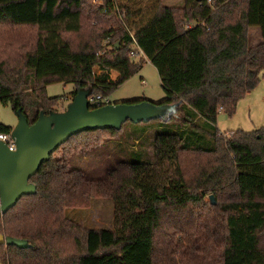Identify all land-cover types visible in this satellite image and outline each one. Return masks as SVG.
Returning a JSON list of instances; mask_svg holds the SVG:
<instances>
[{"label": "trees", "instance_id": "trees-1", "mask_svg": "<svg viewBox=\"0 0 264 264\" xmlns=\"http://www.w3.org/2000/svg\"><path fill=\"white\" fill-rule=\"evenodd\" d=\"M92 1L0 0V102L32 124L59 111L62 97H48V85L73 83L71 99L78 87L108 96L145 58L166 94L160 103L176 104V115L157 120L153 161L122 160L100 179L55 153L81 134L116 131L70 137L29 179L36 192L1 216L0 232L29 246L0 245V262L264 264V126L229 136L216 128L218 113L233 115L260 81L264 0ZM250 27L262 38L253 46ZM132 47L143 56L130 58ZM11 128L0 124V132ZM209 194L220 219L193 213ZM93 197L112 201L111 228L66 217Z\"/></svg>", "mask_w": 264, "mask_h": 264}, {"label": "rangeland", "instance_id": "rangeland-1", "mask_svg": "<svg viewBox=\"0 0 264 264\" xmlns=\"http://www.w3.org/2000/svg\"><path fill=\"white\" fill-rule=\"evenodd\" d=\"M161 1L164 5L181 6V0ZM92 2L93 5L99 4L97 0ZM255 34L257 32L252 31L251 37ZM108 48L110 47L108 46ZM142 59L144 61L141 69L108 94L110 103L133 99L159 102L166 98L156 69L147 59ZM94 71L98 72L97 69ZM74 89L75 86L71 82H55L46 87V95L48 97L61 96L56 109L63 111L70 102L68 97ZM16 122V114L10 105L0 102V124L13 127ZM159 124L157 120L138 124L126 122L120 131L114 133L109 131L84 133L64 144L55 154L58 156L67 154L70 168L82 171L88 178L100 179L104 177L106 171L122 160L153 161L152 144ZM261 126H264V69L257 86L237 102L234 114L229 116L221 111L216 120V128L226 136L231 135L230 132L253 131ZM193 143L195 147H209L211 141L207 139L205 142L199 140L196 142L193 139ZM210 195L213 196L215 204H217L214 195L209 194L204 198L205 206L210 203ZM218 202L222 203L223 199L220 198ZM86 203L87 205L84 207L67 208L65 210L66 217L87 228L112 227L113 203L109 198L93 197ZM192 210L193 213L213 215L217 219L222 216L218 207L213 209L208 205L206 207L194 206ZM262 240L264 242V237Z\"/></svg>", "mask_w": 264, "mask_h": 264}, {"label": "water", "instance_id": "water-1", "mask_svg": "<svg viewBox=\"0 0 264 264\" xmlns=\"http://www.w3.org/2000/svg\"><path fill=\"white\" fill-rule=\"evenodd\" d=\"M91 93L90 88L78 87L63 111H51L48 114L40 112L32 124L28 123L21 109L16 110L17 122L10 130L16 149L11 151L0 141V218L22 196L36 192L35 185L29 179L70 137L85 131H119L126 122H167L177 112L176 104L150 100L110 103L91 109L87 102ZM209 200L215 204L212 195ZM0 245H13L20 249L29 246L26 240L5 236L1 232Z\"/></svg>", "mask_w": 264, "mask_h": 264}, {"label": "built area", "instance_id": "built-area-1", "mask_svg": "<svg viewBox=\"0 0 264 264\" xmlns=\"http://www.w3.org/2000/svg\"><path fill=\"white\" fill-rule=\"evenodd\" d=\"M109 40H106L105 42L108 43ZM143 56L142 51L138 47H132L129 57L132 59H138L139 57ZM87 102L89 105V108L95 109L102 107L104 105L110 104L108 96H104L102 94H96V95H89L87 97ZM0 141L4 142L8 149L11 151H14L16 149L14 140L11 137L10 131L8 132H0Z\"/></svg>", "mask_w": 264, "mask_h": 264}, {"label": "crops", "instance_id": "crops-1", "mask_svg": "<svg viewBox=\"0 0 264 264\" xmlns=\"http://www.w3.org/2000/svg\"><path fill=\"white\" fill-rule=\"evenodd\" d=\"M180 4H181V6H182V4H183V0L180 1ZM163 5H164V4H163ZM167 6H169V5H167ZM252 31H256L257 34H255L254 36L251 37ZM248 33H249V45L253 46V45L257 44L258 42L262 41V38H261V35H260V31H259V29H258L257 27H250V28L248 29ZM250 92H251V91H250ZM250 92H248V93H250ZM248 93H247V94H248ZM68 99H71V98H70V94H69ZM163 99H164V98H163ZM163 99H162V100H163ZM162 100H160V101H162ZM69 101H71V100H69ZM150 101H151V100H150ZM160 101H159L158 103H160Z\"/></svg>", "mask_w": 264, "mask_h": 264}]
</instances>
